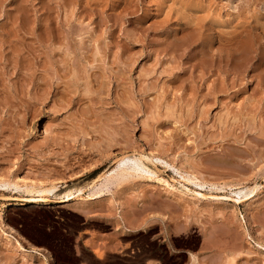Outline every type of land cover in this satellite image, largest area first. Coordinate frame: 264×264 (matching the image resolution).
Masks as SVG:
<instances>
[{
	"label": "rangeland",
	"instance_id": "374dc122",
	"mask_svg": "<svg viewBox=\"0 0 264 264\" xmlns=\"http://www.w3.org/2000/svg\"><path fill=\"white\" fill-rule=\"evenodd\" d=\"M263 131L264 0H0V179L58 187H0V264H264ZM133 152L173 167L54 203Z\"/></svg>",
	"mask_w": 264,
	"mask_h": 264
},
{
	"label": "bare ground",
	"instance_id": "6f19581e",
	"mask_svg": "<svg viewBox=\"0 0 264 264\" xmlns=\"http://www.w3.org/2000/svg\"><path fill=\"white\" fill-rule=\"evenodd\" d=\"M181 3H182V1H181ZM193 6H195V5H193ZM191 15H193V14L191 13ZM196 15H198V14H196ZM198 17H199V15H198ZM194 19H195L194 22L195 21H199L196 18H194ZM242 43L240 45H242ZM246 44H248V43L246 42ZM244 45H245V43H244ZM245 47H246V45H245ZM240 48H242V47H240ZM263 132H261V133H263ZM263 134H261L260 136H262ZM127 153H121L119 156L115 157L114 160H113L112 165L110 166V168H108L104 172H102V173L98 174L97 176H95V178H93V180L89 184H87V186L74 187L73 189L67 190L64 193H60L62 195H57L58 197H56V199L54 200V203L56 205L65 206L67 204L75 203V202H78V201H81V200H84V199H86V200L89 199V202L96 201L104 192L103 187H101L103 182L108 180L116 172H121V176L123 177V181H124V179L129 178L130 176H132L133 172L138 171V170L147 172V173L152 174V175L156 174L154 170H155V168L158 165L157 162L163 163V165L165 167H173L171 164H168L166 161L162 160L161 157H158V156H151L150 157V156L146 155V153L144 154L143 152H141V153L133 152L131 154H127ZM150 154H152V153H150ZM232 155H230L228 153V156H227L228 158L225 159L226 163H232V160H233V156ZM128 163H130V165H131L130 167L126 166V164H128ZM157 170H159V169H157ZM176 173L179 175V177L183 181V183L180 184V185H182V187H184L185 190H187V191H189V192H191V193H193L195 195L200 196V199H204V201L206 199H217V200L218 199H225V200H230V201L233 202L234 206L242 204L243 202L248 200L253 194H256L255 192H257V190L260 189V187H261L260 184H258L257 182H254L253 185H244L242 187L235 188V189H231V186L233 185V183H232V185H229V186H227L226 184H221V185L219 184L218 185L216 183L217 184L216 185V184L212 183L210 185L211 187L208 186L209 187V191L200 192V191H197L196 189L192 190L191 188L188 187V185L186 183L192 182L195 186H197L199 188H203L205 186V183L201 182L202 180H198L196 177L190 178V176H187L188 175L187 173H186L187 175L183 174V173L180 172V170L179 171L176 170ZM118 174H120V173H117V175ZM191 176H192V174H191ZM118 177L119 176H117V179H118ZM1 179H3V178H1ZM1 179H0V187L1 188H3V187L4 188L13 187L18 192L22 191L26 195L30 196L29 198L27 196V198H28L27 200L30 201V202H43V201H46V200H48L49 196H56V192L58 191L57 190L58 187L56 185L57 183L56 184L52 183L53 181L50 182V183L45 184L43 182H37L35 180H29V179H21V180L15 179L16 182H13V181L9 182L7 180H1ZM130 179H131V177H130ZM155 179H156L157 183H160L161 185H164L165 187L174 189L173 185L170 184L169 181L164 180L163 178H160V177H157V176H156ZM192 179H194V180H192ZM17 180H19V181H17ZM121 180H122V178H121ZM171 180L173 182H176L175 179L171 178ZM262 180H263V184L261 183V185H264V176L262 177ZM177 182H179V181H177ZM208 184H210V183H208ZM239 184H241V183H239ZM234 185H235V183H234ZM227 188L229 189L227 191H229L232 195H230V193H229V195H218L217 193H213L212 192V191H215V192L216 191H222L223 192V191H226ZM86 192H87V195L85 194ZM179 194L180 195H182V194L185 195L186 193H184L183 190H182V192L179 191ZM85 196H86V198H85ZM196 200H198V199H196ZM4 239L6 240V243H11L10 239H7V237H5Z\"/></svg>",
	"mask_w": 264,
	"mask_h": 264
}]
</instances>
